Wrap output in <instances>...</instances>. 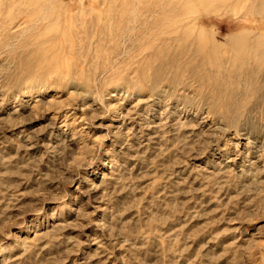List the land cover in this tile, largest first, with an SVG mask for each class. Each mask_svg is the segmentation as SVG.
<instances>
[{"label": "rangeland", "instance_id": "374dc122", "mask_svg": "<svg viewBox=\"0 0 264 264\" xmlns=\"http://www.w3.org/2000/svg\"><path fill=\"white\" fill-rule=\"evenodd\" d=\"M179 3L0 0V264H264V0Z\"/></svg>", "mask_w": 264, "mask_h": 264}, {"label": "bare ground", "instance_id": "6f19581e", "mask_svg": "<svg viewBox=\"0 0 264 264\" xmlns=\"http://www.w3.org/2000/svg\"><path fill=\"white\" fill-rule=\"evenodd\" d=\"M177 1H180V3H179L180 5L177 4L176 6L175 5L161 6L159 8V13H160L159 16H161L158 20L159 24L161 26V29L164 30V32H166L165 34L167 35V40L171 41V42L177 41L178 38H180L182 36L181 33L183 32V34H184V31L189 33L188 37H190V38L193 37V36H191L193 34V32H192L193 29H191V31H190V27L194 23V21L189 20V18H188L189 16L195 15L200 10L210 7L212 4L219 3V2L223 3V2L229 1V0H177ZM242 1H249V0H242ZM176 3H178V2H176ZM127 9L124 10V11H126V13H127ZM156 11L158 12V10H156ZM131 13H132V11H131ZM129 14H130V12H129ZM127 15H128V13H127ZM127 15H125V16H127ZM123 16H124V14H123ZM158 31H160V30H158ZM194 43H196V45L201 47L202 49L208 50L209 54L212 57H215V58L217 57L218 47L215 44V42H213L212 40L211 41L209 40V42H207L206 38H203V36L202 37H196V38L194 37Z\"/></svg>", "mask_w": 264, "mask_h": 264}]
</instances>
